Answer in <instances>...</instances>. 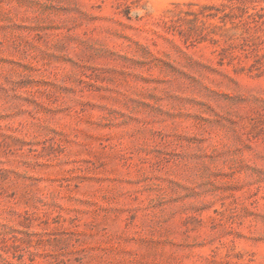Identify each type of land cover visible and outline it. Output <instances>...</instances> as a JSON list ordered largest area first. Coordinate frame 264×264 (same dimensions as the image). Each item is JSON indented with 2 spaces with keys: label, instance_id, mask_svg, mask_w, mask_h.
I'll use <instances>...</instances> for the list:
<instances>
[{
  "label": "rangeland",
  "instance_id": "obj_1",
  "mask_svg": "<svg viewBox=\"0 0 264 264\" xmlns=\"http://www.w3.org/2000/svg\"><path fill=\"white\" fill-rule=\"evenodd\" d=\"M0 264H264V0H0Z\"/></svg>",
  "mask_w": 264,
  "mask_h": 264
}]
</instances>
